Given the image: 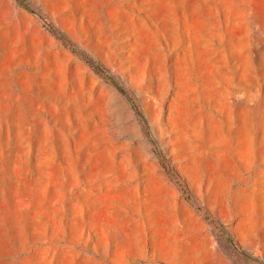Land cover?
I'll return each instance as SVG.
<instances>
[{"label": "rangeland", "instance_id": "obj_1", "mask_svg": "<svg viewBox=\"0 0 264 264\" xmlns=\"http://www.w3.org/2000/svg\"><path fill=\"white\" fill-rule=\"evenodd\" d=\"M20 1L0 264H264V0Z\"/></svg>", "mask_w": 264, "mask_h": 264}, {"label": "trees", "instance_id": "obj_2", "mask_svg": "<svg viewBox=\"0 0 264 264\" xmlns=\"http://www.w3.org/2000/svg\"><path fill=\"white\" fill-rule=\"evenodd\" d=\"M16 1H17V3H18L19 5L24 6L27 10L32 11L31 8H30L28 5L23 4L20 0H16ZM83 58H84V59H85L90 65H91V67H93L98 73H102V74H105V73H106L105 68H104L101 64H96L92 58L86 57V56H84V55H83ZM116 87H117V89H118L123 95H125V96L127 97L128 101L131 103L132 108L134 109V111H135L137 114L141 115V114H140L141 112H140L138 106L136 105L135 100H134V99L128 94V92L126 91V89H125L121 84H116Z\"/></svg>", "mask_w": 264, "mask_h": 264}]
</instances>
